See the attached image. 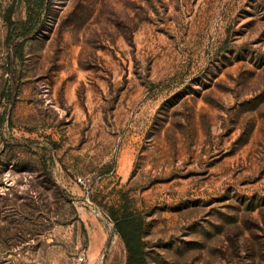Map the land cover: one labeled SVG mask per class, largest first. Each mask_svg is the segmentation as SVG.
Masks as SVG:
<instances>
[{
  "label": "rangeland",
  "instance_id": "1",
  "mask_svg": "<svg viewBox=\"0 0 264 264\" xmlns=\"http://www.w3.org/2000/svg\"><path fill=\"white\" fill-rule=\"evenodd\" d=\"M8 9L0 264H124L121 201L147 264H264V0H48L20 62Z\"/></svg>",
  "mask_w": 264,
  "mask_h": 264
},
{
  "label": "trees",
  "instance_id": "2",
  "mask_svg": "<svg viewBox=\"0 0 264 264\" xmlns=\"http://www.w3.org/2000/svg\"><path fill=\"white\" fill-rule=\"evenodd\" d=\"M24 4L25 18L19 21L10 19V10L5 15L7 26L15 31L14 37L7 35L10 52L18 62L22 59V46L25 38L36 32L40 24V18L47 8L48 0H17ZM12 77V73H11ZM13 143H22L29 147L31 142L28 139L22 141L13 140ZM39 145V143H36ZM108 219L112 222V231L119 237L125 252L124 264H147L141 241L143 222L134 214L125 201L108 205L106 208Z\"/></svg>",
  "mask_w": 264,
  "mask_h": 264
},
{
  "label": "built area",
  "instance_id": "3",
  "mask_svg": "<svg viewBox=\"0 0 264 264\" xmlns=\"http://www.w3.org/2000/svg\"><path fill=\"white\" fill-rule=\"evenodd\" d=\"M76 181L78 182V181H79V178H76ZM77 259H78L79 261L82 260L81 257H78Z\"/></svg>",
  "mask_w": 264,
  "mask_h": 264
}]
</instances>
